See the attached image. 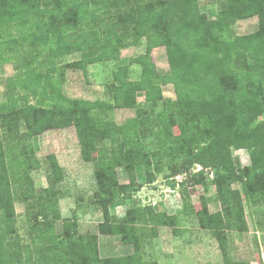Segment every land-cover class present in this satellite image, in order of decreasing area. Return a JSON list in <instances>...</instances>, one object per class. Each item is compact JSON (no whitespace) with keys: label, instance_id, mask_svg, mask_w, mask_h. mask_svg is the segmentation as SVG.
Instances as JSON below:
<instances>
[{"label":"trees","instance_id":"1","mask_svg":"<svg viewBox=\"0 0 264 264\" xmlns=\"http://www.w3.org/2000/svg\"><path fill=\"white\" fill-rule=\"evenodd\" d=\"M219 3L211 19L200 0H0V66L14 67L0 103V264H157L144 260L146 231L156 237L166 226L178 235L176 217L138 200L123 217L111 208L155 184L161 165L171 167L163 179L173 189L174 175L195 166L198 173L213 170L221 211L196 215L218 241L225 264H249L233 261L226 245L229 232L248 229L234 186L243 185L264 206V0ZM254 17L257 30L239 35L236 24ZM143 40L145 52L112 73L108 98L65 94L68 70L87 75L89 66L119 62L122 50ZM159 47L166 49L168 74L154 62ZM76 53L81 59L66 63ZM133 65L141 68L137 80L130 78ZM167 85L174 86L175 100L164 96ZM117 109L136 116L118 124L111 119ZM69 127L83 159L95 164L103 217L95 233L81 232L77 210L62 216L65 176L55 155L46 158V189L37 192L31 175L44 166L33 139ZM243 149L251 159L246 167L233 155ZM119 168L129 183L119 181ZM17 202L26 207L24 235ZM100 235L119 236L133 255L103 258Z\"/></svg>","mask_w":264,"mask_h":264},{"label":"rangeland","instance_id":"2","mask_svg":"<svg viewBox=\"0 0 264 264\" xmlns=\"http://www.w3.org/2000/svg\"><path fill=\"white\" fill-rule=\"evenodd\" d=\"M221 0H200L204 13L208 17L216 18ZM258 28V18L254 17L239 21L235 30L239 35L254 33ZM146 41L142 46L132 47L121 51L119 62H108L91 65L85 75L81 70L70 69L66 74L65 94L70 98L85 100L106 99V86L112 81V73L118 66L127 64L131 58L138 57L145 52ZM157 69L162 74L170 72L166 49L159 47L152 53ZM81 59V54L76 53L65 58L66 63ZM141 68L133 65L130 78H140ZM14 75L13 64L0 66V103L5 99L6 81ZM166 98L176 99L173 85L163 87ZM139 104H144V97L138 99ZM136 116L132 109H117L112 113L111 119L122 124ZM264 119V118H263ZM26 129H23V132ZM175 132H178L177 129ZM151 138L148 140L150 142ZM37 159L44 166L31 172L35 188L38 191L48 187L46 158L55 155L61 168L64 170L65 179L61 185L65 197L60 200V210L64 218H71L77 210L82 233H95L98 224L103 220L102 209L97 203L95 194L97 182L95 179V164L87 163L81 154V146L74 127L59 130H50L33 139ZM96 155V151H94ZM243 167L251 164L250 154L247 150H233ZM199 166H195L189 173L181 172L174 175L178 185L175 189L166 184L164 175L170 174L171 167L160 166L155 184H145L146 175L139 170L138 180L144 185L139 193L122 205L111 208V212L118 217L126 214L128 205L135 200L142 206H153L158 211H163L176 217L178 235H174L171 227H159L158 235L153 237L151 229H147V236L143 242V257L147 262L157 264H225L219 243L212 233L201 227L196 213L206 210L212 214L221 211L217 199L216 188L210 183L213 179V170L207 169L198 173ZM119 181L129 183V176L124 168L118 170ZM201 180V183L196 181ZM241 192L245 218L248 224L247 231L229 232L227 250L233 261L249 264H264V206L249 195L243 185H235ZM186 191H183L185 190ZM186 192V194H185ZM18 226L21 234H25L27 224L25 220L26 207L22 202L16 203ZM100 254L103 258L131 256L134 253L132 245L122 243L119 236L100 235Z\"/></svg>","mask_w":264,"mask_h":264},{"label":"built area","instance_id":"3","mask_svg":"<svg viewBox=\"0 0 264 264\" xmlns=\"http://www.w3.org/2000/svg\"><path fill=\"white\" fill-rule=\"evenodd\" d=\"M202 170V168L200 167V169H198V171H201Z\"/></svg>","mask_w":264,"mask_h":264},{"label":"crops","instance_id":"4","mask_svg":"<svg viewBox=\"0 0 264 264\" xmlns=\"http://www.w3.org/2000/svg\"><path fill=\"white\" fill-rule=\"evenodd\" d=\"M123 184V183H122Z\"/></svg>","mask_w":264,"mask_h":264}]
</instances>
